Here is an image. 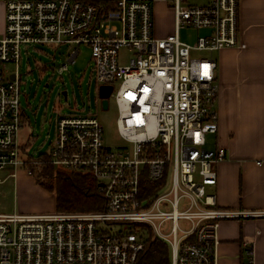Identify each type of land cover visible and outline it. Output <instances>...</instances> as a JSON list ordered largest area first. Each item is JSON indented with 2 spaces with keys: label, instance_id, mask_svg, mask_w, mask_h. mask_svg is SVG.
Listing matches in <instances>:
<instances>
[{
  "label": "built area",
  "instance_id": "1",
  "mask_svg": "<svg viewBox=\"0 0 264 264\" xmlns=\"http://www.w3.org/2000/svg\"><path fill=\"white\" fill-rule=\"evenodd\" d=\"M156 1L0 0L6 10L0 170L24 168L34 176L20 144V65L30 45L76 46L60 74L76 63L81 45L90 48L98 93L113 87L121 142L106 146L94 114L59 115L47 163L95 178L104 208L0 214V264H138L150 237L168 245L170 264H216L221 221L262 215L220 208L209 189L226 159L224 148L208 144V135L219 131L212 54L246 48L239 41V0H168L174 2V32L164 38L154 34ZM182 29L206 33L190 45L181 40ZM121 49L133 52L127 65L119 60Z\"/></svg>",
  "mask_w": 264,
  "mask_h": 264
},
{
  "label": "crops",
  "instance_id": "2",
  "mask_svg": "<svg viewBox=\"0 0 264 264\" xmlns=\"http://www.w3.org/2000/svg\"><path fill=\"white\" fill-rule=\"evenodd\" d=\"M238 15L239 41L246 48L226 49L212 56L218 64L219 86L215 146L226 150V159L218 165L217 185L209 189L220 208L262 215L221 221L215 258L216 264H247L250 258L252 264H264V0H239ZM5 27L6 10L0 3V36ZM173 32L174 19L171 27L164 30L155 21L156 37L164 38ZM31 144V139L24 144L29 145L28 152ZM7 170L14 172L0 178V187L15 179V198L11 207L4 206L0 191V214L54 211L50 206L33 210L27 201L32 190L40 191L33 182L35 177L29 179L14 168L0 172Z\"/></svg>",
  "mask_w": 264,
  "mask_h": 264
},
{
  "label": "rangeland",
  "instance_id": "3",
  "mask_svg": "<svg viewBox=\"0 0 264 264\" xmlns=\"http://www.w3.org/2000/svg\"><path fill=\"white\" fill-rule=\"evenodd\" d=\"M208 0H192L193 4L204 5ZM174 2L159 0L152 4L155 21L164 29H169L174 19ZM204 31L182 29L180 37L183 42L190 45L195 43L198 36L205 34ZM76 50V46H63L57 48L50 45H30L22 50L21 70V106L23 111V128L20 143L24 145L31 139L29 153L38 157L47 154L56 139V124L60 114L81 113L94 114L105 130V144L107 147L115 148L121 142L117 139L118 107L114 98L109 99V109L104 110L98 93L96 82V70L91 58V50L86 45L79 47V56L75 64H69L68 70L62 74L58 72L60 65L68 60V56ZM219 52L212 55L217 57ZM194 57H208L209 52L192 51ZM133 52L127 49L120 50V62L123 65L129 63ZM11 68V66H10ZM66 92L67 96H64ZM216 135H208V144L214 148ZM58 171H66L55 167ZM14 170L0 172V178L4 179ZM27 178H34L26 174L24 168L19 169V174ZM36 177V175H35ZM18 179H16L17 181ZM39 190H32L28 194L27 201L31 208L45 209L53 207L55 212V194L33 179ZM15 179L8 180L0 187L2 205L12 206L14 203ZM1 203V200H0ZM18 212V211H17ZM129 226L125 225L124 229ZM120 226L113 227V231Z\"/></svg>",
  "mask_w": 264,
  "mask_h": 264
},
{
  "label": "trees",
  "instance_id": "4",
  "mask_svg": "<svg viewBox=\"0 0 264 264\" xmlns=\"http://www.w3.org/2000/svg\"><path fill=\"white\" fill-rule=\"evenodd\" d=\"M85 1L98 2V0ZM28 146H21V154L26 159L28 169L34 177L36 175L35 179L40 185L54 192L57 212L84 213L100 211L104 208V200L98 192L95 178L90 175L57 171L55 167L47 163L49 157L46 154L38 157L32 156L28 152ZM249 252H252V248H249ZM250 262L247 264H251ZM138 264H170L168 245L150 237L140 255Z\"/></svg>",
  "mask_w": 264,
  "mask_h": 264
},
{
  "label": "water",
  "instance_id": "5",
  "mask_svg": "<svg viewBox=\"0 0 264 264\" xmlns=\"http://www.w3.org/2000/svg\"><path fill=\"white\" fill-rule=\"evenodd\" d=\"M112 92V86H101L99 90V97L102 100V107L104 110L109 109V99L111 97ZM64 96H67L66 92L64 93Z\"/></svg>",
  "mask_w": 264,
  "mask_h": 264
},
{
  "label": "snow or ice",
  "instance_id": "6",
  "mask_svg": "<svg viewBox=\"0 0 264 264\" xmlns=\"http://www.w3.org/2000/svg\"><path fill=\"white\" fill-rule=\"evenodd\" d=\"M130 98H133V97H130Z\"/></svg>",
  "mask_w": 264,
  "mask_h": 264
}]
</instances>
